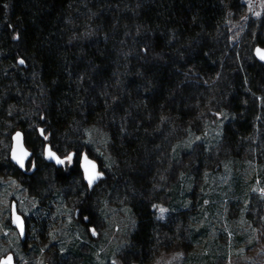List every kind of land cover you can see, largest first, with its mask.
<instances>
[{
  "label": "trees",
  "instance_id": "obj_1",
  "mask_svg": "<svg viewBox=\"0 0 264 264\" xmlns=\"http://www.w3.org/2000/svg\"><path fill=\"white\" fill-rule=\"evenodd\" d=\"M244 8L242 0H0V140L21 130L34 153L25 172L9 157L10 172L38 198L45 183L75 188L74 215L85 230L96 220L94 205L111 194L127 196L136 223L123 260L150 263L156 251L182 238L177 222L158 219L152 208L157 180L178 160L172 147L228 114L224 152L239 157V145L257 125L264 127V64L254 57V49L264 47V14L235 46L226 26L228 12ZM19 58L27 67L18 66ZM100 125L117 161L106 173L89 135ZM47 143L67 158L63 166L39 158ZM190 143L187 152L199 150L201 169L208 152ZM84 153L103 174L94 187L81 170ZM59 194H48L46 214L35 219L36 240L46 241ZM193 214L197 243L201 214ZM77 249L68 253L75 261L61 264H76Z\"/></svg>",
  "mask_w": 264,
  "mask_h": 264
},
{
  "label": "rangeland",
  "instance_id": "obj_2",
  "mask_svg": "<svg viewBox=\"0 0 264 264\" xmlns=\"http://www.w3.org/2000/svg\"><path fill=\"white\" fill-rule=\"evenodd\" d=\"M242 2L244 10L239 13L229 11L226 18L232 46L242 43L250 22L264 14V0ZM30 115L31 112L26 116L30 119L29 124L32 123ZM227 115L220 121L211 118V126H202L201 133L193 134L190 141L187 139L174 149L172 147L171 156L173 158L179 152L178 160L174 164L169 161L157 180L160 183L154 186L157 195H153L152 208L158 219L176 221L180 227L178 231L182 230V238L179 236L169 247L156 251L153 260L147 264H264V127L261 129L257 125L246 145H239L236 152L240 154L235 157L232 152H224V132L230 119ZM107 132L108 129L100 125L89 133L93 154L105 173L114 166L117 168V161L109 150ZM189 143L195 147L201 145L208 152V162L201 169L196 161L199 150L188 153ZM11 145V139L1 138L0 259L13 253L17 264H61L68 258L75 261L68 253L78 248L82 257L76 259V264H127L122 251L129 245L128 238L136 223L127 196L111 194L108 198V193L104 204L94 205L96 220L85 230L74 215L79 200L75 188L45 183L48 189L41 188L38 190L40 197H35L6 164ZM43 157L42 149L39 158L44 160ZM30 167H33L31 163L27 168ZM168 179L171 180L169 183ZM56 190L63 195L59 194V200L53 202L55 208L49 214L46 241H41L38 236L36 240L33 224L36 218L46 214L43 208L47 203L44 202L48 194L54 197ZM190 193L194 196L190 197ZM13 201L29 225L26 242H22L17 229L11 225ZM172 205H177V211ZM190 213L201 214L200 221H195V228H201L196 232L197 243L191 237L194 222L188 216ZM183 216H187V221L182 220Z\"/></svg>",
  "mask_w": 264,
  "mask_h": 264
},
{
  "label": "water",
  "instance_id": "obj_3",
  "mask_svg": "<svg viewBox=\"0 0 264 264\" xmlns=\"http://www.w3.org/2000/svg\"><path fill=\"white\" fill-rule=\"evenodd\" d=\"M254 57L258 62L264 64V47L257 46L254 49ZM18 66L27 67L25 61L21 58L18 59ZM217 118L220 119L221 115L217 114ZM39 132L41 137L45 141H47V138L44 136V128L40 127ZM11 140L12 145L10 150V161L14 166L24 171L28 164L31 162L34 153L26 145L25 135L21 130H17L16 132H14ZM44 159L47 163L59 167L63 166L67 161V158L60 156L49 143L45 145ZM80 166L84 178L90 187H94L100 182L103 174L100 171L99 163L96 160L84 153L81 157ZM11 225L17 229L22 242H26V220L24 216L19 212L18 204L15 201H13L11 204ZM0 264H17L14 254L9 253L5 257H2L0 259Z\"/></svg>",
  "mask_w": 264,
  "mask_h": 264
},
{
  "label": "flooded vegetation",
  "instance_id": "obj_4",
  "mask_svg": "<svg viewBox=\"0 0 264 264\" xmlns=\"http://www.w3.org/2000/svg\"><path fill=\"white\" fill-rule=\"evenodd\" d=\"M65 163H66V162H65ZM65 163H64V164H65ZM27 167H28V166H27ZM27 167H26V169L24 170V172L27 170ZM33 169H34V168H33Z\"/></svg>",
  "mask_w": 264,
  "mask_h": 264
}]
</instances>
